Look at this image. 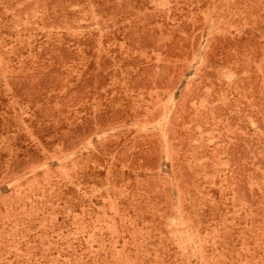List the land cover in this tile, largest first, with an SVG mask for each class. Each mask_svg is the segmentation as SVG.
<instances>
[{
  "label": "rangeland",
  "instance_id": "obj_1",
  "mask_svg": "<svg viewBox=\"0 0 264 264\" xmlns=\"http://www.w3.org/2000/svg\"><path fill=\"white\" fill-rule=\"evenodd\" d=\"M0 264H264V0H0Z\"/></svg>",
  "mask_w": 264,
  "mask_h": 264
}]
</instances>
